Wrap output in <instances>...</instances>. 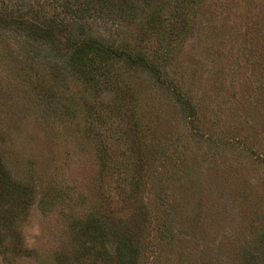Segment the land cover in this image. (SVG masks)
I'll return each instance as SVG.
<instances>
[{
	"label": "rangeland",
	"instance_id": "obj_1",
	"mask_svg": "<svg viewBox=\"0 0 264 264\" xmlns=\"http://www.w3.org/2000/svg\"><path fill=\"white\" fill-rule=\"evenodd\" d=\"M0 16V162L23 190L0 198V264L114 254L88 219L133 232L139 264H264V0H0ZM80 41L116 52L108 73L72 69Z\"/></svg>",
	"mask_w": 264,
	"mask_h": 264
},
{
	"label": "trees",
	"instance_id": "obj_2",
	"mask_svg": "<svg viewBox=\"0 0 264 264\" xmlns=\"http://www.w3.org/2000/svg\"><path fill=\"white\" fill-rule=\"evenodd\" d=\"M1 17V16H0ZM1 21L2 18L0 19ZM163 33V32H162ZM75 49L71 50L69 53L68 61L72 66V69L80 70L83 75L92 76L95 74H100V70L107 72L105 69L107 67L111 68L110 63L113 57L116 56V52L106 49L100 45H94L92 43H85L80 41L75 46ZM163 49V48H162ZM163 51V50H162ZM118 53V52H117ZM125 50H121L118 56H124ZM162 55V52L156 53L157 58ZM96 71V73H95ZM98 72V73H97ZM94 73V74H93ZM103 73V72H101ZM108 73V72H107ZM106 81H109V77L103 74ZM88 81V80H87ZM120 90V89H119ZM122 104V103H121ZM114 116L121 118L126 114V109L121 106L115 108ZM124 111V113H122ZM133 112V111H132ZM128 118V117H127ZM122 121V120H121ZM129 169L127 171L128 181L132 183V180L137 176L139 172L131 169V165L128 163ZM21 190L12 178L9 176L8 172L4 169L2 163L0 162V198L5 196L4 191H14ZM23 190H21L22 192ZM84 235L91 236L93 239L98 238H110V244L114 247V254L107 251L105 247L87 248L83 255L77 260L78 264H83L86 259L90 258V264H139L140 262V248L136 242L134 233L130 232L125 227L119 225H108L104 222L91 221L88 219L85 226H83ZM94 240V241H95Z\"/></svg>",
	"mask_w": 264,
	"mask_h": 264
}]
</instances>
